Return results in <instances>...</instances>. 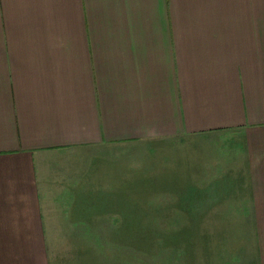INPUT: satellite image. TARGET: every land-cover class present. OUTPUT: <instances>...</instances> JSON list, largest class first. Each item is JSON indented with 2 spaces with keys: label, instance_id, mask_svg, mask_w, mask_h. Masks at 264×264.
Listing matches in <instances>:
<instances>
[{
  "label": "crops",
  "instance_id": "1",
  "mask_svg": "<svg viewBox=\"0 0 264 264\" xmlns=\"http://www.w3.org/2000/svg\"><path fill=\"white\" fill-rule=\"evenodd\" d=\"M125 162L264 264V0H0V264H50L47 204Z\"/></svg>",
  "mask_w": 264,
  "mask_h": 264
},
{
  "label": "rangeland",
  "instance_id": "2",
  "mask_svg": "<svg viewBox=\"0 0 264 264\" xmlns=\"http://www.w3.org/2000/svg\"><path fill=\"white\" fill-rule=\"evenodd\" d=\"M127 162L107 181L114 184L113 201L78 204L58 197V203L47 204L50 264L233 263V220L183 217L196 214L180 209L195 198L191 190L186 198L181 188L144 186ZM120 183L125 187L116 186ZM87 214L98 221L78 227L76 217Z\"/></svg>",
  "mask_w": 264,
  "mask_h": 264
}]
</instances>
